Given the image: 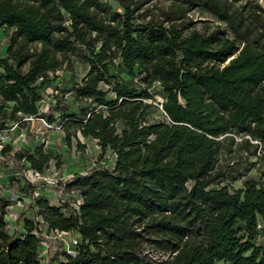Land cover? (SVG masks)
I'll list each match as a JSON object with an SVG mask.
<instances>
[{"label": "trees", "instance_id": "16d2710c", "mask_svg": "<svg viewBox=\"0 0 264 264\" xmlns=\"http://www.w3.org/2000/svg\"><path fill=\"white\" fill-rule=\"evenodd\" d=\"M192 12L213 26L199 31ZM0 27L2 126L39 116L40 88L74 56L87 65L73 87L84 104L55 106L67 145L78 131L114 154L66 184L77 207L34 198L45 232L74 233L76 244L44 259L33 221L22 215L9 232L2 212L0 264H264V179L217 166L235 136L243 158L264 155L257 0H0ZM116 61L137 86L109 71ZM154 83L165 119L149 122ZM14 157L38 172L51 159L41 147Z\"/></svg>", "mask_w": 264, "mask_h": 264}, {"label": "rangeland", "instance_id": "374dc122", "mask_svg": "<svg viewBox=\"0 0 264 264\" xmlns=\"http://www.w3.org/2000/svg\"><path fill=\"white\" fill-rule=\"evenodd\" d=\"M264 7V0H257ZM115 8L116 5L113 3ZM194 21L193 27L202 31L212 27L214 19L197 12L191 13ZM0 27V55H5L8 42V30ZM87 65L80 58L70 57L68 66L58 70L54 75L50 74L49 80L40 88L43 100L39 105L40 115L37 117L26 116L18 113L17 121H7L2 126L0 119V214L4 212V220L9 232L15 227L16 221L22 215L33 221L37 226L41 241L43 242L41 253L44 259L51 257L60 258L66 250L67 243L74 233L56 234L46 233L45 226L37 214L34 198L44 197L49 203L61 205L64 200L66 205L76 207L79 194L75 189L66 190V180L72 179L76 174L84 173L93 164L111 167L114 154L111 150L101 153L96 140L81 136L75 131L67 145L65 133L61 127L63 112L55 106L70 107L69 111H77L83 101L76 98L73 91L74 82L79 80L86 72ZM109 71L123 82L137 86V80L122 70L117 61L110 66ZM153 106L147 114V121H163L165 114L160 109L163 101L162 91L158 83L149 88ZM112 94L110 93V96ZM53 118V121L49 119ZM81 146L76 145V141ZM240 137H234V143L228 142L219 154L218 168L224 171L236 169L235 175L245 172L248 176L258 180L264 179V155L257 152L243 158L242 149L239 146ZM41 147L51 155V159L45 168L46 180H34L31 173L34 171L28 167L24 160H17L14 154L18 150L33 151ZM260 150V149H259ZM237 172V173H236ZM30 180H28V178ZM52 180L53 183H47ZM238 187L239 181L233 184ZM63 201H62V200ZM18 230L24 231L23 219L20 220Z\"/></svg>", "mask_w": 264, "mask_h": 264}, {"label": "built area", "instance_id": "2783aa9c", "mask_svg": "<svg viewBox=\"0 0 264 264\" xmlns=\"http://www.w3.org/2000/svg\"><path fill=\"white\" fill-rule=\"evenodd\" d=\"M31 176L34 180L36 179H41V180H46V177L44 175V172H38V171H34L33 173H31ZM28 178V177H27ZM28 180H30V178H28ZM71 179H68L66 180V184L70 181ZM47 183H53L52 180L48 181L47 180ZM66 186V185H65ZM62 200V199H61ZM64 200V199H63ZM62 200V201H63ZM64 203H67L68 201H63ZM81 202V198L79 197V200L77 201V203L75 204V206L77 207ZM49 233H56L58 235L60 234H65V233H69L68 231H62V230H58V229H50L49 230ZM263 238V236H259L257 241H261ZM69 242L73 243V244H76V238L73 237L72 239L69 240ZM41 243L43 244V242L41 241Z\"/></svg>", "mask_w": 264, "mask_h": 264}]
</instances>
